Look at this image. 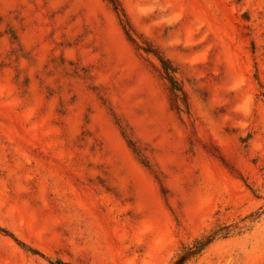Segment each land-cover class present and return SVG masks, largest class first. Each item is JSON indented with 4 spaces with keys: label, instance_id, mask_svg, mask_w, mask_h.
<instances>
[{
    "label": "rangeland",
    "instance_id": "obj_1",
    "mask_svg": "<svg viewBox=\"0 0 264 264\" xmlns=\"http://www.w3.org/2000/svg\"><path fill=\"white\" fill-rule=\"evenodd\" d=\"M264 264V0H0V264Z\"/></svg>",
    "mask_w": 264,
    "mask_h": 264
},
{
    "label": "trees",
    "instance_id": "obj_2",
    "mask_svg": "<svg viewBox=\"0 0 264 264\" xmlns=\"http://www.w3.org/2000/svg\"><path fill=\"white\" fill-rule=\"evenodd\" d=\"M214 237H203L194 241L190 248L184 249L172 262V264H185L191 259L197 257L209 244Z\"/></svg>",
    "mask_w": 264,
    "mask_h": 264
}]
</instances>
